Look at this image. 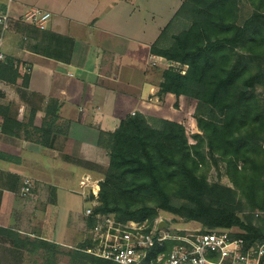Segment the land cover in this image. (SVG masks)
<instances>
[{"label": "trees", "instance_id": "1", "mask_svg": "<svg viewBox=\"0 0 264 264\" xmlns=\"http://www.w3.org/2000/svg\"><path fill=\"white\" fill-rule=\"evenodd\" d=\"M243 1L251 12L241 19V0H182L160 31L150 52L178 68L163 70L156 95L166 109L183 112L189 127L135 112L113 131H100L97 145L109 162L94 214L151 222L161 211L198 222L201 232L237 227L241 232L232 237L242 238L245 247L264 242V0ZM175 23L183 27L165 45ZM19 63L9 56L0 61V81L14 85L21 79L26 89L29 74ZM58 110L49 100L40 127L32 125L31 110L28 130L11 105H0V131L50 148ZM220 166L230 185L208 180L207 170ZM54 193L51 187L47 204H55ZM0 234L15 248H42L44 264H56L59 247L50 238L36 235L29 243L1 227ZM90 247L87 239L70 252L72 263L117 264L85 252Z\"/></svg>", "mask_w": 264, "mask_h": 264}, {"label": "crops", "instance_id": "2", "mask_svg": "<svg viewBox=\"0 0 264 264\" xmlns=\"http://www.w3.org/2000/svg\"><path fill=\"white\" fill-rule=\"evenodd\" d=\"M127 1L130 0L56 2L41 8L51 13L45 30L16 20L6 32V56L21 61L30 72L26 89L21 79L14 85L0 81V103L11 105L16 119L27 125L28 130L31 110L35 111L34 127L42 125L49 100H56L59 110L50 148H43L23 136L0 134L6 138L0 144V150L6 154L0 159L1 228L21 234L9 222L16 208L15 196L22 181L28 178L36 186L32 194L34 201L44 208L40 216L43 229H46L47 216L50 214L54 219V210L59 205L65 207V220L59 226L54 221L48 227L52 235L42 233L43 236L65 247L83 241L87 219L80 213L85 206L80 182L85 176L100 181L109 162L106 150L97 145L99 133L113 131L128 114L146 115L147 107L153 105L149 101L158 100L156 93L167 61L152 54L150 46L182 2L156 33L139 39L136 32L145 34L143 21L134 20L133 15L140 10L137 6L125 9ZM27 7L32 6L14 0L11 12L19 16ZM123 16L130 18L127 23L130 31L114 28L113 24L121 22ZM15 26L21 27L17 30L19 33ZM57 42H61L59 46ZM39 159L48 161L49 167H57V175L63 167L75 168L74 172L70 170L73 180L60 184L40 177ZM51 187L55 192L54 205L47 204V189ZM75 199L78 208L72 207L77 204ZM50 219L51 216L49 222ZM10 244L6 234H0V264H21L11 258L14 248Z\"/></svg>", "mask_w": 264, "mask_h": 264}, {"label": "built area", "instance_id": "3", "mask_svg": "<svg viewBox=\"0 0 264 264\" xmlns=\"http://www.w3.org/2000/svg\"><path fill=\"white\" fill-rule=\"evenodd\" d=\"M13 3L14 0H0V61L6 57V32L14 21L43 31L51 19L50 12L33 6L27 7L19 16L13 15ZM166 64L172 63L167 61ZM22 71L30 72L29 67ZM98 182L89 176L80 182V193L86 204L84 216L93 220L87 230L92 247L85 252L89 254L117 264H260L264 257V242L245 247L242 238L232 237L236 233L232 229L201 232L200 229L181 227L173 222V218L160 214L151 222H120L111 215L94 214ZM31 185V180L25 178L19 194L27 196ZM160 222H165L166 226L159 227Z\"/></svg>", "mask_w": 264, "mask_h": 264}, {"label": "rangeland", "instance_id": "4", "mask_svg": "<svg viewBox=\"0 0 264 264\" xmlns=\"http://www.w3.org/2000/svg\"><path fill=\"white\" fill-rule=\"evenodd\" d=\"M19 1L26 3L28 6H34V7L43 8V9L47 7L49 4L52 5L56 2H60V4H63V3L67 4L69 1L79 2V0H19ZM241 1H242V4H241L240 14H241V19H244L249 15V13L251 12V9L249 5L245 3V1L243 0ZM180 2L181 0H130V1H127V3L124 6L126 7L125 9H129V8L134 9L137 6V9L140 10L139 14L133 15L134 20L140 18L143 21L142 27L145 30V34H142L140 31L136 32V36L138 35V38L140 39L144 35L150 38L152 33H154V31L156 33L158 31V27H161L162 25H164L168 21V19L172 16L173 12L178 7ZM119 5H123V4H119ZM118 16H121V12H118ZM129 20L130 18H128L127 16H123L121 22H118L117 24H113L114 28L122 32L130 31V29L127 27V23L129 22ZM182 27L183 26L180 23L173 24L170 31L167 33L165 41H163V43H166L165 45H167L168 42L170 41L171 34L176 33ZM20 28L21 27H18V28L16 26L14 27L16 31L20 30ZM12 33H13L12 35H14L15 32H12ZM15 37L20 40L18 35ZM4 51L6 55V40H5ZM19 62H20L19 63L20 71L22 73H25L22 70L24 69V67H28V66H25L24 63H22L21 61ZM174 65L176 68H178L177 64H174ZM174 65L172 63L170 66L174 67ZM170 66H167V64H165L163 65V68L167 69ZM15 90H17V88H15ZM0 97H1V94H0ZM149 103H153V105L147 107V112L145 116H147V118H149L151 121L152 119L168 118V119L182 121L187 127H189V121L187 117L184 118L185 114L183 112L180 113V112H176L173 110H168L166 109V107H164V103L161 104L159 100L157 101L155 100L152 102L149 101ZM0 105H3V104L0 103ZM0 134L2 135L3 133L0 131ZM1 135H0V144L3 142V140H6V138L1 137ZM3 135H6V134H3ZM22 136L23 134L21 133V137ZM5 157H6V154L0 150V159L5 158ZM37 162H38L37 168L40 171V173L36 172V174L38 173L40 177H43L45 179H49V178L54 179V181H57L60 184H65L73 180V175L71 171L72 172L76 171L75 168L71 169V167H63L61 168L62 173L57 175L56 171L58 168L55 166L49 167L48 161L39 159ZM207 178L209 181H216L219 179L222 183L230 185L228 178L223 174L222 166H220L219 171H217L213 167L208 169ZM34 184L35 183H33L32 181V185L30 189L31 191L27 196H21L18 190L15 196V201H14L16 208L12 211V220L9 222L10 227L16 230H19L21 232V234L19 233L20 237L25 238L26 240H28L29 243L30 241L35 240L36 235H40L42 238L47 239L45 236H43V234L49 235V236L52 235L48 229L52 227V224L54 223V221H55V224L59 226V224L63 220H65V216H64L65 207L59 205L58 209L54 210V212L56 213L54 216V219H52V215L50 214L49 216H47L48 219H47V223L45 224V227L47 230L42 228L43 226H42V221L40 219V216H41V213L44 211V208H42L43 206L42 207L40 206L41 203H37L36 201H34L32 197L33 189L35 186ZM47 191L49 192V188L47 189ZM75 202L77 204L73 205L72 207L78 208L79 205H78L77 199H75ZM81 204H83V202H81ZM82 212H83V208L80 211V213L83 215ZM159 214L164 217L173 218V222L178 223L179 226L187 228V229H200L201 230L202 228V226L198 222H195V221H185L181 217H178V216L172 217L171 214L166 213V212H161V211L159 212ZM50 216H51V219H50L51 221L49 222ZM231 229L236 233L241 232V230L238 229L237 227H234ZM87 230H88V225L86 223L84 239L82 242H84L85 240L89 238ZM48 240L51 241V239H48ZM82 242H79L77 244H72L71 247H65V246H62L56 243L59 247L58 253L56 254V261H57L56 264H76V263H72L70 252H72L74 249L76 250V248ZM35 244L37 245V242H35ZM11 245H12V242L10 246ZM30 247L32 246L27 245L28 249L25 250V249H20V247L15 248L12 245V248L14 249H12V251L10 252L11 258L16 262H21V264H44V254H45L44 250L42 248H36L32 250L33 252H31Z\"/></svg>", "mask_w": 264, "mask_h": 264}, {"label": "water", "instance_id": "5", "mask_svg": "<svg viewBox=\"0 0 264 264\" xmlns=\"http://www.w3.org/2000/svg\"><path fill=\"white\" fill-rule=\"evenodd\" d=\"M164 226H166V223L165 222H160L159 223V227H164Z\"/></svg>", "mask_w": 264, "mask_h": 264}]
</instances>
